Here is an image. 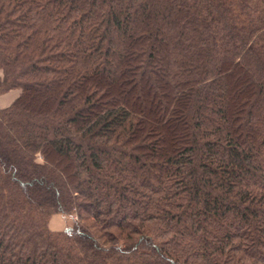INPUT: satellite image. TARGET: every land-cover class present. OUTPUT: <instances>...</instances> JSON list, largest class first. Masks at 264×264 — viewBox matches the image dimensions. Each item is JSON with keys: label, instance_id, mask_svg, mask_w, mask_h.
I'll list each match as a JSON object with an SVG mask.
<instances>
[{"label": "trees", "instance_id": "16d2710c", "mask_svg": "<svg viewBox=\"0 0 264 264\" xmlns=\"http://www.w3.org/2000/svg\"><path fill=\"white\" fill-rule=\"evenodd\" d=\"M0 69V264H264V0H0Z\"/></svg>", "mask_w": 264, "mask_h": 264}, {"label": "rangeland", "instance_id": "374dc122", "mask_svg": "<svg viewBox=\"0 0 264 264\" xmlns=\"http://www.w3.org/2000/svg\"><path fill=\"white\" fill-rule=\"evenodd\" d=\"M2 75L3 72L0 69V78ZM19 92L20 89H10L4 93H1L0 102H3L2 105L4 106L0 108L7 107L12 102V100L18 95ZM6 98H8V100ZM38 159H41V156H39ZM77 220H78V215L77 213H75V211L71 215L56 213L50 217L49 225L53 230H64L71 227Z\"/></svg>", "mask_w": 264, "mask_h": 264}, {"label": "crops", "instance_id": "0c3cea01", "mask_svg": "<svg viewBox=\"0 0 264 264\" xmlns=\"http://www.w3.org/2000/svg\"><path fill=\"white\" fill-rule=\"evenodd\" d=\"M8 100V98H6ZM11 101V100H10ZM3 102H0V107H3L4 105H2Z\"/></svg>", "mask_w": 264, "mask_h": 264}]
</instances>
